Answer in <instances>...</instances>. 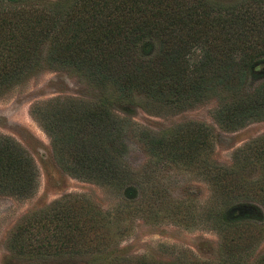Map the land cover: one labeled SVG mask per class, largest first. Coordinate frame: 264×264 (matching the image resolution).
Masks as SVG:
<instances>
[{"label":"trees","instance_id":"16d2710c","mask_svg":"<svg viewBox=\"0 0 264 264\" xmlns=\"http://www.w3.org/2000/svg\"><path fill=\"white\" fill-rule=\"evenodd\" d=\"M185 1L56 0L44 12L30 6L0 11V81L17 79L43 60L50 67L71 68L101 91L97 102L53 98L31 109L49 136L56 163L69 175L116 191L140 181L122 160L121 120L111 110L115 103L177 112L216 96L221 101L211 115L219 126L231 130L264 120V80L250 91L245 88L248 69L264 58V16L257 15L256 23L249 10L261 1H241L213 16L207 9L219 5L191 0L195 2L183 6ZM203 4L199 15L196 7ZM237 7L246 16L233 14L234 9L240 13ZM151 43L153 52L147 50ZM140 139L157 162L198 166L218 203L203 209L199 220L241 229V239L222 241L228 257L241 255L252 223L228 204L240 199L264 206V177L244 181L238 174L246 165L264 168V134L238 149L237 171L207 161L211 133L201 123H179L159 133L142 131ZM35 186L31 157L16 141L0 135V194L24 198ZM140 187L135 211L158 214L154 207L162 200L147 195L145 182ZM151 187V192L159 191L155 184ZM176 219L184 222L187 216ZM112 223L83 196H70L33 212L9 244L17 252L96 253L115 241ZM119 260L114 264H144Z\"/></svg>","mask_w":264,"mask_h":264},{"label":"rangeland","instance_id":"374dc122","mask_svg":"<svg viewBox=\"0 0 264 264\" xmlns=\"http://www.w3.org/2000/svg\"><path fill=\"white\" fill-rule=\"evenodd\" d=\"M53 1L56 0H0V11L6 7L19 10L30 6L44 12ZM208 1L219 5L211 11L207 9L209 16H213L219 14L222 7L250 0ZM260 1L262 4L249 8L254 13L252 20L256 23L259 22V14L264 16V0ZM193 2L195 1H185L183 6ZM202 7L204 8V4L196 7L199 15ZM238 9L240 13L234 9L233 14L246 16L244 10ZM231 28L232 31L235 29ZM154 46L151 43L147 50L153 52ZM198 55L195 52V57L198 58ZM42 61L40 66L17 79L0 81V135L16 141L31 157L36 168V186L31 195L17 198L0 194V264H114L121 257L144 264H264V206L250 200L235 199L229 202V209L251 220L252 225L244 252L239 256L228 257L222 241L228 237L241 239V229H222L213 227L206 218L199 220L203 209L212 208V205L217 206L218 203L216 192L201 177L198 166L157 162L145 150L140 139L142 131L159 133L179 123H201L211 133L207 161L237 171L241 156H237L236 152L249 141L264 134V120L250 121L231 130L225 129L211 115L221 101L216 96H210L177 112H153L137 104L115 103L111 110L121 120L124 143L122 160L141 177L136 185L131 184V187L116 191L74 178L56 163L49 136L31 116V109L36 105H44L53 98L97 102L101 91L71 68L50 67ZM263 80L264 58L257 60L248 69L246 90H252ZM238 174L244 181L259 177L262 179L264 168L259 163L246 165ZM141 182L149 187L146 188L148 196L162 200L161 204L154 207L158 210V214L154 216L135 211L141 196ZM153 184L159 191L148 190ZM70 196H83L104 219L108 217L114 221L109 226L110 231L115 234L113 243L96 253L77 251L54 255L17 252L10 247L11 235L24 225L33 212ZM125 203L127 205H123ZM179 214H186V221H177ZM117 218L121 221H115Z\"/></svg>","mask_w":264,"mask_h":264}]
</instances>
